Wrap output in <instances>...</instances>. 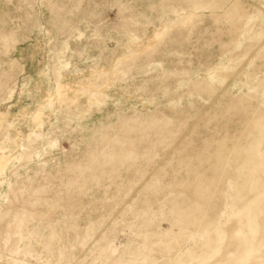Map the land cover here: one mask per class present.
Returning a JSON list of instances; mask_svg holds the SVG:
<instances>
[{
  "label": "rangeland",
  "instance_id": "1",
  "mask_svg": "<svg viewBox=\"0 0 264 264\" xmlns=\"http://www.w3.org/2000/svg\"><path fill=\"white\" fill-rule=\"evenodd\" d=\"M0 264H264V0H0Z\"/></svg>",
  "mask_w": 264,
  "mask_h": 264
}]
</instances>
